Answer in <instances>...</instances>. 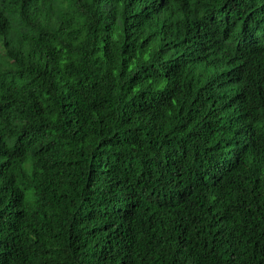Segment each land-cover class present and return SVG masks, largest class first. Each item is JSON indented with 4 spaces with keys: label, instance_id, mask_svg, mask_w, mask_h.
<instances>
[{
    "label": "trees",
    "instance_id": "1",
    "mask_svg": "<svg viewBox=\"0 0 264 264\" xmlns=\"http://www.w3.org/2000/svg\"><path fill=\"white\" fill-rule=\"evenodd\" d=\"M263 51L264 0H0V264H264Z\"/></svg>",
    "mask_w": 264,
    "mask_h": 264
},
{
    "label": "clouds",
    "instance_id": "2",
    "mask_svg": "<svg viewBox=\"0 0 264 264\" xmlns=\"http://www.w3.org/2000/svg\"><path fill=\"white\" fill-rule=\"evenodd\" d=\"M33 1L34 0H21V1L19 0V2H27L29 4H31ZM232 7L233 6L226 8L224 10V14H228L232 10ZM212 54H213L215 61L217 63H219L220 65H218V66L209 65L207 67V76L215 78V77H217V76H215L216 73H218V76H219L224 71H229V69L227 68V66L224 63V62H227L224 57L220 58V54L216 51H212ZM261 58H262V61L264 62V51L261 53Z\"/></svg>",
    "mask_w": 264,
    "mask_h": 264
}]
</instances>
